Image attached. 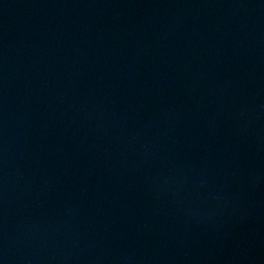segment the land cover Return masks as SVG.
Here are the masks:
<instances>
[{"label":"water","instance_id":"1","mask_svg":"<svg viewBox=\"0 0 264 264\" xmlns=\"http://www.w3.org/2000/svg\"><path fill=\"white\" fill-rule=\"evenodd\" d=\"M0 264H264V0H0Z\"/></svg>","mask_w":264,"mask_h":264}]
</instances>
